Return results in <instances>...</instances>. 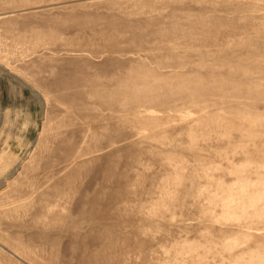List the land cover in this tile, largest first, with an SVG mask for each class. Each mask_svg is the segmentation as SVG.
I'll use <instances>...</instances> for the list:
<instances>
[{
	"label": "rangeland",
	"instance_id": "1",
	"mask_svg": "<svg viewBox=\"0 0 264 264\" xmlns=\"http://www.w3.org/2000/svg\"><path fill=\"white\" fill-rule=\"evenodd\" d=\"M0 264H264V0H0Z\"/></svg>",
	"mask_w": 264,
	"mask_h": 264
}]
</instances>
